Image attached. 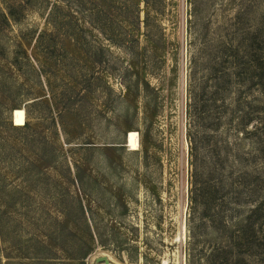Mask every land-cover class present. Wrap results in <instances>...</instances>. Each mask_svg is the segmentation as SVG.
Wrapping results in <instances>:
<instances>
[{
	"label": "rangeland",
	"instance_id": "1",
	"mask_svg": "<svg viewBox=\"0 0 264 264\" xmlns=\"http://www.w3.org/2000/svg\"><path fill=\"white\" fill-rule=\"evenodd\" d=\"M263 74L264 0H0V264H264Z\"/></svg>",
	"mask_w": 264,
	"mask_h": 264
},
{
	"label": "trees",
	"instance_id": "2",
	"mask_svg": "<svg viewBox=\"0 0 264 264\" xmlns=\"http://www.w3.org/2000/svg\"><path fill=\"white\" fill-rule=\"evenodd\" d=\"M238 55H239L238 51L237 52L235 51L233 60L237 61V63H238V60H236V59H239ZM231 64H232V67L236 68L235 62L231 61ZM237 75L240 76V72ZM262 79H264V74L262 75ZM261 85L264 87V83ZM263 207H264V202L259 207H256L255 211H252L251 215L247 218L245 229H243V231H242V229L240 230L241 234L235 235L236 237H235L234 243L232 244V247L235 248V250L236 249L239 250L236 252L237 256L243 254L242 248L243 249L252 248V247L260 246V245H262L264 247V242L263 243L259 242L262 239H260L256 236V231H255V227L257 224L256 221L259 220L260 212H262L264 210ZM253 216H255V220L251 221V218ZM241 261H243V260L240 259V260H237L233 263L234 264H242ZM229 264H231V263H229ZM243 264H246V263L243 262Z\"/></svg>",
	"mask_w": 264,
	"mask_h": 264
},
{
	"label": "water",
	"instance_id": "3",
	"mask_svg": "<svg viewBox=\"0 0 264 264\" xmlns=\"http://www.w3.org/2000/svg\"><path fill=\"white\" fill-rule=\"evenodd\" d=\"M94 264H113V263L109 262L107 257L100 256V257L95 259V263Z\"/></svg>",
	"mask_w": 264,
	"mask_h": 264
},
{
	"label": "bare ground",
	"instance_id": "4",
	"mask_svg": "<svg viewBox=\"0 0 264 264\" xmlns=\"http://www.w3.org/2000/svg\"><path fill=\"white\" fill-rule=\"evenodd\" d=\"M106 257V256H105Z\"/></svg>",
	"mask_w": 264,
	"mask_h": 264
}]
</instances>
